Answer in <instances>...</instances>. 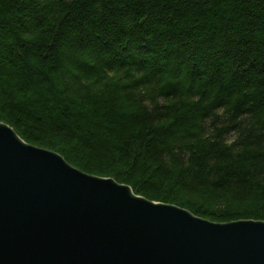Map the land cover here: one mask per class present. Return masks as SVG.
Wrapping results in <instances>:
<instances>
[{"label": "trees", "instance_id": "obj_1", "mask_svg": "<svg viewBox=\"0 0 264 264\" xmlns=\"http://www.w3.org/2000/svg\"><path fill=\"white\" fill-rule=\"evenodd\" d=\"M0 122L149 200L264 221V0H0Z\"/></svg>", "mask_w": 264, "mask_h": 264}, {"label": "water", "instance_id": "obj_2", "mask_svg": "<svg viewBox=\"0 0 264 264\" xmlns=\"http://www.w3.org/2000/svg\"><path fill=\"white\" fill-rule=\"evenodd\" d=\"M0 264H264V221L149 200L0 122Z\"/></svg>", "mask_w": 264, "mask_h": 264}, {"label": "bare ground", "instance_id": "obj_3", "mask_svg": "<svg viewBox=\"0 0 264 264\" xmlns=\"http://www.w3.org/2000/svg\"><path fill=\"white\" fill-rule=\"evenodd\" d=\"M116 182V181H115ZM117 183V182H116ZM119 184V183H118ZM120 185H122V184H120ZM131 189V188H130ZM133 191V190H132ZM231 223H233V222H230L229 224H231ZM223 224H225V223H223ZM226 224H228V223H226Z\"/></svg>", "mask_w": 264, "mask_h": 264}]
</instances>
